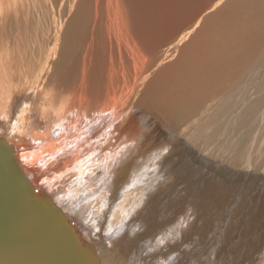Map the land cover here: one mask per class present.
<instances>
[{
  "label": "bare ground",
  "instance_id": "bare-ground-1",
  "mask_svg": "<svg viewBox=\"0 0 264 264\" xmlns=\"http://www.w3.org/2000/svg\"><path fill=\"white\" fill-rule=\"evenodd\" d=\"M69 1L72 16H69L71 18L61 35L60 49L51 67L48 64L55 56V48L48 49L42 64V33L37 26L28 22L30 9L36 8V1L0 0V140L7 146H13L21 172L31 187L38 191L40 196L49 199L60 215L69 223H73L79 238L94 250L96 258L93 262L100 260L101 264H131L136 262L137 258L130 252L137 253L136 250H140L144 245L138 244V247H134L135 242L123 241L122 236V239L118 236L121 252L128 255V260L120 263L117 261L120 258V250L109 251L106 244L109 240H105L102 235L105 231H102L106 215L117 216L119 210L127 212V208L134 214L136 210L131 209V197L139 194V175L142 173V163L139 166L137 159L142 160L143 155L145 158L152 155L151 151L147 153L151 143L148 140L150 135L146 136L152 121L159 122L158 133L162 131V124L171 125L172 132V129L178 128L179 133L185 137L184 145L188 154L205 151L208 155L196 158L197 160L193 159V156V160L189 156L177 157L170 167L181 170L179 174L176 173L178 176L187 174L186 171L195 168L193 165L198 167L201 162L216 172L222 171L218 168L223 163L230 164L227 161L234 163L233 166L239 163L250 165L247 164L246 157L250 159L248 150L251 149L259 151L258 157L261 156V159L255 160V168L251 172L254 173V179L262 177L264 181V0H213L214 3L210 1V8L206 11L219 6L217 10L211 15H201L193 24L188 23V27L176 41L171 43L170 47L166 45L168 49L163 61L157 59L160 53L157 50L154 59L149 62L142 58L143 55L140 56L144 51L137 50L136 42L142 38H137L136 34L130 32L133 28L126 19L130 18L127 3L130 4L131 0ZM200 23L204 24L199 26ZM196 27L198 28L195 34L178 50V57L169 64H163ZM58 41L59 39L55 38V42ZM171 41L170 38L167 43ZM120 43L126 47L123 52L120 51ZM128 64L133 68L134 79L129 77L127 71L116 73L117 69L126 68ZM48 68H52L50 79L58 83L63 90L47 85L38 91L35 87L38 84L36 78H41L40 74ZM117 77L129 79L120 83L121 80ZM128 81L146 84L143 90L134 91L133 86L125 88ZM113 88L117 93L113 92ZM37 92L41 94L38 101L35 96ZM33 93L35 95L31 97ZM89 106L92 108L89 109ZM101 106L106 107L99 108ZM97 108L99 111L93 114V110ZM126 109L134 111L128 114L129 111L127 116L120 118L118 125L117 115ZM173 135L171 133L170 137L174 139ZM142 145L145 146L144 150ZM135 161L138 164L134 166ZM228 171L232 173V166ZM191 177L194 178L193 175ZM251 186L254 188V182H251ZM245 191L244 194L241 193L244 196ZM141 195L144 196L143 193ZM118 197V203L112 205V201L116 203ZM128 198L131 201L128 202L130 206L126 204ZM166 203L168 206L166 200L163 205ZM175 207L176 212L181 214ZM217 208H212L211 211ZM150 212L148 213L151 214ZM71 216L79 219L82 217L85 219L84 224L81 226ZM132 219L133 217L130 220ZM169 220V215L154 220L155 231L166 228ZM184 220H187L186 217ZM256 220L255 223L258 221ZM261 222L256 225H261ZM112 225V228L108 226L111 231L116 224ZM117 226L115 229H118ZM231 226L234 228V225ZM98 227H101V230ZM137 227L141 226H136V230ZM150 230L149 227L151 234L153 231ZM187 230H181V239L187 235ZM156 233L159 242L168 241L160 237H168L169 232ZM195 234L194 232L192 235ZM203 234L199 237V242L204 241ZM94 236H98V239H94ZM135 240L139 242L140 239L137 237ZM197 241L196 239V243ZM167 248L170 249H165ZM167 252L165 253L168 254ZM121 257L123 258L122 254ZM212 259L214 260L213 257Z\"/></svg>",
  "mask_w": 264,
  "mask_h": 264
},
{
  "label": "rangeland",
  "instance_id": "rangeland-1",
  "mask_svg": "<svg viewBox=\"0 0 264 264\" xmlns=\"http://www.w3.org/2000/svg\"><path fill=\"white\" fill-rule=\"evenodd\" d=\"M34 1H36V3H35L36 8L30 9V13L28 16V22H29V24L32 23V24H34V26H37L39 31L42 33V53H43L42 54V62L44 60L43 57L46 58V56H44V55H46V53L48 52V49H52L53 47L55 48V56H54V58L51 59V61L48 64L52 67L53 63L56 60V56L59 52V49H60L61 35L63 34L64 30L66 29L68 21L71 18L69 16H72L71 14L73 11L70 8L71 5L69 3L70 2L69 0H34ZM210 1H212V3H214L213 0H131L130 4L127 3V7L129 8L128 10L130 11V18L131 19L130 18H126V19L128 20L127 22L131 25L130 27L133 28L132 30H130V32L136 34L137 38H140V37L142 38V40H137L138 42H136L137 50L139 52L144 51L143 54L140 53V56L143 55L142 58H144V60L146 62H149L152 59H154L153 57L155 55V52L157 50H159L160 53H159V55H158L159 57H157V59L159 60V58H160V61H163V57L165 58V55H166V49H168L167 47L168 46L170 47L171 46L170 44L174 43L176 41V39L179 37V35L185 31V29L189 25L188 23L193 24L194 21L196 22L198 17H200L201 15L205 16L206 14L209 15V13L211 15L217 10L216 8H218L219 6L214 8L213 10H211L209 12L206 11V10H209V8H210V6L208 5L210 3ZM68 4H69V6H67ZM204 5L208 8H205ZM39 9H41V10H39ZM69 12H71V13H69ZM31 16H33V18ZM129 19L131 22L129 21ZM202 21L204 22V20H202ZM58 22H61V23L58 24ZM203 24L204 23H200L199 26H202ZM197 28L198 27H196V29H194V31H193L194 33L192 32V34H190L187 38H185L178 45L176 52L173 53V55L174 54L175 55L174 56L172 55L173 58L172 57L166 58V60L164 61L163 64H169L171 61H173L174 59H176L178 57V55H179L178 50L184 46L183 44H186L189 41L190 37L193 36L195 34V32L197 31ZM55 38L59 39V41L55 42ZM170 38L172 39V41L169 42V44H168L167 42L169 41ZM141 41L144 44H142ZM120 44H121L120 51L123 52L126 47L123 43H120ZM166 45H168V46H166ZM155 47H157V48H155ZM161 48L163 49V51ZM147 49H148V51H147ZM151 49H152V51H151ZM153 49H154V51H153ZM176 54H178V55H176ZM150 56H152V57H150ZM168 60H170V61H168ZM167 61H168V63H167ZM42 64H44V62ZM163 64H161V65H163ZM116 69H117V67L115 66V70ZM51 70H52V68H50V70L48 68L45 72H42L40 74L41 78H39V79L36 78L38 80V84L35 87L38 89V91L40 89H42V86L47 87V85H50V87L53 89L58 87L59 90H63L58 83H56L50 79V75L52 72ZM126 71L129 73V75H130L129 77L131 79H134L132 76L133 68L131 67L130 64H128L126 66V68L120 67L119 69H117L116 73L120 74V73L126 72ZM129 77H126V78L117 77V78L119 80H121L120 83H122V81L129 79ZM145 84H146L145 82H132L131 83L130 81H128L127 86L125 88L129 89L131 86H133L134 91H137V90L141 91L144 89ZM28 85H29V87H32L30 84H28ZM26 88L27 87H25V89ZM113 92L117 93V90L115 88H113ZM34 95H35V93L31 94L30 96L32 97ZM39 95H41V94H39L38 92L35 95L37 101L39 99ZM29 101H31V100H29ZM104 107H106V106H104ZM104 107L101 106L99 108H104ZM91 108L92 107L89 106V109H91ZM99 108L94 109L93 114H96L97 111H99ZM107 110H109V109H107ZM138 110L140 111V109H138ZM133 111H134L133 109H131V110L126 109V110H123L120 114H118L117 115L118 117L116 116L117 117V124L119 125L118 120L120 118L127 116L128 114H130ZM126 113H128V114H126ZM123 114H125V115H123ZM101 115H103V114H101ZM154 123H156V124H154ZM158 126H160L159 122H156L155 120L152 121L151 124H149V132L146 134L147 137L150 135L148 137V140L151 143L150 148L148 149L147 153L151 151L150 154H152V155L148 158L147 157L145 158L144 157L145 155H143L142 160H141V158L137 159L139 166H140V163H142V165H141L142 167H140V170H141L140 172H142L143 174L141 173V175H139V178L141 176V179H139L140 180V189L138 191L139 194L136 195L138 201H136V196L135 197L133 196V198L131 197V201L133 204V206H131V209H136L134 212V214L136 213L135 217H134V214L132 212L128 211L130 209L127 208L128 213L125 212L123 209L121 211L117 210L118 211L117 216H111L110 214H108L109 218L106 215L107 219L104 220V226H103L102 233L104 231H105V233H103L102 235L105 237V240L110 241V242L106 241V244L109 246V251H115V250L119 249L121 252L122 247H121V245H118V240L122 236L123 239L122 238L121 239L123 241L132 240L131 243L135 242L136 244L135 243L133 244L134 247L135 246L138 247L137 246L138 244L144 245L140 250H136L137 253L130 252L131 254L136 255V258H137L136 260L138 261L137 262L135 260L136 262L131 263V264H136V263L137 264H163V263L164 264L165 263L166 264H178V263L179 264H187V263L188 264H191V263L192 264H200V263L201 264H211V263L212 264H225V263L226 264H229V263L230 264H247V263L248 264H264V226H263V224H264V190H263L264 189L263 188L264 187V181H263L262 177L257 179V180L254 179V173L251 172L255 168L253 166L255 164V160L261 159V156L258 157L259 151H257V150L252 151L251 149H249V150L247 149L248 151H250V159H247V157H246V161H247V164H250V165H244L243 163H239L238 165L233 166L234 163L227 161V163H230L231 165L230 164L225 165L223 163L218 168L219 171L220 170H222V171L216 172V171L212 170L213 168L205 166L206 164L201 162L198 165L199 168L197 167V165H193V166H195V168L193 166H191L196 170V172H195V170L193 171L192 170L193 168H192L191 169L192 173H190L191 172L190 170L186 171V173L189 175L185 174L182 176H178V174H179V172H181V170L180 169H174V168L172 169V167H170V165L174 161L177 160V157H186V156L188 157L189 156V157H191L190 158L191 160H193V159L197 160V159H200L202 156L207 157L208 155L205 151H202L200 153H193V154H192V152H190V154H188V151L184 145L185 137L183 134L179 133L180 131L178 130V128L172 129L173 130V132H172L171 127H170L171 125L164 126L162 124V126H161L162 131H160V133H158ZM175 132H177V133H175ZM171 133L174 134L173 135V136H175L174 139L172 138V136L170 137ZM130 146H133V145H130ZM144 147L145 146L142 145V149ZM197 148L198 147L196 146L195 149H197ZM151 149H153L154 151ZM248 161L251 163H248ZM137 162L134 163V166L136 164H138ZM231 166H232V173L230 174L229 171L227 172V170L228 169L230 170ZM196 167L198 170L196 169ZM248 167L250 168V172L248 170ZM204 168H206V169H204ZM221 172L225 173V174H221ZM176 173H178V174H176ZM172 174L175 176H173ZM218 174H221V175L219 177H217L216 175H218ZM228 174H230V175H228ZM235 174H237V176ZM192 175L194 176V178L191 177ZM247 177H249L250 181H249V179H247ZM233 180H235L238 184ZM239 182H240V184H239ZM245 182H246V184H245ZM251 182H254V188L251 186ZM242 184H243V186H242ZM244 184H245V186H244ZM259 186H261L260 189H258ZM244 191L246 194L245 196L243 195ZM246 192H248V194ZM142 193L144 194L145 198L143 195H141ZM147 193H149V194H147ZM241 193H243V194H241ZM138 195H141L144 199ZM238 197H241V198L244 197V199L242 200L241 198H238ZM150 198H151V200H150ZM119 199H120L119 197L116 199V201H115L116 203H114V201H112V205L113 204L116 205L118 203ZM121 199H123V198H121ZM128 199H127L126 204H129L131 202L130 199L129 200ZM147 199L150 200V203H149V200H147ZM152 200L155 203L151 202ZM165 200H166V202L168 201L169 207L167 206V203L163 205ZM146 201H148V202H146ZM146 204H148V205H146ZM238 204H240V205H238ZM154 205H155V207H154ZM255 205H256V207H255ZM128 206H130V204ZM158 206H160V207H158ZM174 206H176L183 214L181 213L182 214L181 215V214L177 213L176 209H174ZM146 207L147 208L150 207V208H148V211H147ZM156 207H158V208H156ZM215 207H218L216 210H214L216 213L214 211H211V209L215 208ZM138 208H140V209H138ZM154 208H156V209H154ZM221 208L224 211L223 213H222ZM152 209H154V211L150 212V210H152ZM234 209L238 214L234 211ZM145 210L147 211V213ZM173 210L175 211V213ZM166 211H168V212H166ZM148 212H150L151 214H149ZM152 212H155V213H152ZM162 212L164 213L163 215H162ZM157 214H159V215H157ZM233 214H234V216H233ZM262 214H263V216H262ZM136 215H138V216L140 215V217H138ZM148 215H150V216H148ZM168 215L170 216L169 225L162 230L156 229V231H155L154 222L157 219L164 218L165 216H168ZM183 215H185V216L183 217ZM154 216H156V217L159 216V217L156 218ZM259 216H261V217H259ZM124 217H126V219ZM132 217H133V219L131 221L130 219ZM143 217H145V218L143 219ZM185 217L187 219L186 221L184 220ZM212 217L214 219H212ZM243 217H244V219H243ZM97 218H99V216H97ZM119 218L120 219L123 218L124 220L123 219L120 220ZM72 219L74 221H76L77 223L79 222L81 224V226L85 222V219H83L82 217H80V219H79V217L75 218L73 216ZM110 219L111 220L113 219V220L111 221ZM205 219L207 221H205ZM211 219H212V222H210ZM215 219H217V220H215ZM115 220L117 221V223H115L116 222ZM138 220H139V222H138ZM252 220H253V222H252ZM255 220L257 221L256 223H255ZM120 221H121V223H119ZM225 221H226V223H225ZM229 221H231V222H229ZM203 222L204 223L207 222V223L204 224ZM259 222H261L260 223L261 225H256V224H259ZM110 223L116 224V226L118 225L117 228L119 230L115 229L116 228V226H115L114 230L111 231L110 228H112L113 225L111 224V226H110ZM211 223H213V224H211ZM132 224H134V225L132 226ZM203 224H204V226H203ZM248 224H250V225L248 226ZM231 225H234V228H232L233 226H231ZM136 226H141V227H137V230H136ZM147 226L150 227V229H151L150 231H153V232H151V234L153 233L152 236L149 232V227H147ZM220 226H222V227H220ZM249 227H252V228H249ZM100 228L101 227H98V229H100ZM153 228H154V230H153ZM206 228L208 231L210 229L211 230L208 232L206 230ZM144 229H147V230L145 231ZM186 229H188L186 234L187 235L189 234V236L186 235L187 236L186 237L182 233V235L185 237L186 240L183 239L184 237H182V239H181V230H186ZM256 229H257V231H255ZM130 230H132V231H130ZM189 230H190V232H188ZM213 230H215L214 233H213ZM109 231H111V232H109ZM154 231L158 232V233L159 232H162V233L169 232L170 234L167 235L168 237H165L164 235H162L160 237V239L166 238V239H168V241L166 240L163 242L162 241L159 242L158 238H156V236H155L158 234L157 233L155 234ZM114 232H116V233L114 234ZM194 232L196 234L193 236L192 234H194ZM142 233H144V234H142ZM147 233H148V236H147ZM202 234H203L204 244H203L202 240L199 242V237H201ZM142 235L144 237H142ZM227 235L230 239L227 238ZM126 236H128V238ZM257 236H258V238H257ZM137 237H139V239H140L139 242L137 240H135ZM145 237L147 239H145ZM245 237H246V240H245ZM247 237H248L249 241H248ZM129 238H131V239H129ZM190 238L192 240H190ZM94 239H98V236H94ZM196 239L198 240L197 241L198 243H196ZM155 241H156V243H155ZM188 241H191L192 243H195V244H191ZM175 242H177V243H175ZM244 242L246 243V245H243ZM163 244H165V245H163ZM182 244H183V246H182ZM176 245H177V248H176ZM190 245L193 248L190 247ZM129 246H131V244ZM165 246L169 247L170 249H168V248H167L168 250L165 249L166 248ZM216 246H217V249H216ZM151 247H152V249L150 250ZM194 247H195V249H194ZM203 247H205V249H203ZM240 247H242V248H240ZM183 248H184V252H183ZM185 249H186V251H185ZM172 250H174L175 252ZM178 250L180 252H183V254H180V252ZM192 250H195L196 252L192 251ZM226 250H227V252H226ZM247 250H248V252H247ZM187 251H189V252H187ZM239 251H240V253H239ZM165 252H167L168 254H166ZM206 253H207V255H205ZM218 253H220V255ZM233 253H235V254H233ZM243 253L248 254L249 256L245 255ZM121 254H122L123 258L121 257ZM121 254L119 253V256H120L119 260H117V259L116 260L120 263H122L123 261H127L128 260L127 253L121 252ZM186 254H188V255H186ZM200 254L202 255V257ZM150 255H152V256H150ZM166 255H168L167 258H165ZM221 255H222V257H221ZM163 256H165V257H163ZM209 256H210V258H209ZM138 257H139V259H138ZM184 257H186V258H184ZM212 257L214 258V260L212 259ZM209 259H211V260H209ZM143 260H145V261L143 262ZM164 260H168V262L167 261L164 262ZM190 260H191V262H190ZM229 260H231V261H229ZM173 261H175V262L173 263ZM197 261H198V263H197Z\"/></svg>",
  "mask_w": 264,
  "mask_h": 264
},
{
  "label": "water",
  "instance_id": "water-1",
  "mask_svg": "<svg viewBox=\"0 0 264 264\" xmlns=\"http://www.w3.org/2000/svg\"><path fill=\"white\" fill-rule=\"evenodd\" d=\"M12 148L0 140V264H101L73 223L31 187Z\"/></svg>",
  "mask_w": 264,
  "mask_h": 264
}]
</instances>
